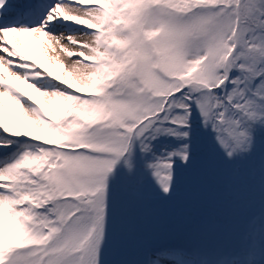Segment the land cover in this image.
<instances>
[{
	"label": "snow or ice",
	"instance_id": "1",
	"mask_svg": "<svg viewBox=\"0 0 264 264\" xmlns=\"http://www.w3.org/2000/svg\"><path fill=\"white\" fill-rule=\"evenodd\" d=\"M0 264H264V0H0Z\"/></svg>",
	"mask_w": 264,
	"mask_h": 264
},
{
	"label": "bare ground",
	"instance_id": "2",
	"mask_svg": "<svg viewBox=\"0 0 264 264\" xmlns=\"http://www.w3.org/2000/svg\"><path fill=\"white\" fill-rule=\"evenodd\" d=\"M63 31V34L65 37H67L68 32ZM77 38H81L79 35H77ZM26 40L30 42V44H35V47L32 49V52L34 54V57L37 59V61L39 63H43L45 65L46 68L52 69L53 71H57L59 72L61 75L64 74L65 72V68L63 66H59V67H54L52 63L49 62L47 56L44 54V52L42 51V46L38 43L32 40V38L30 37H26ZM64 43L66 44L67 47L72 48L73 45L69 44L67 42V39L64 40ZM62 59H64V57H62ZM70 63V61H67ZM22 88L26 89V85H20ZM27 90V89H26ZM30 91V90H29ZM17 111H19V109H17Z\"/></svg>",
	"mask_w": 264,
	"mask_h": 264
},
{
	"label": "rangeland",
	"instance_id": "3",
	"mask_svg": "<svg viewBox=\"0 0 264 264\" xmlns=\"http://www.w3.org/2000/svg\"><path fill=\"white\" fill-rule=\"evenodd\" d=\"M179 219H180L179 215L172 214V222H179Z\"/></svg>",
	"mask_w": 264,
	"mask_h": 264
}]
</instances>
